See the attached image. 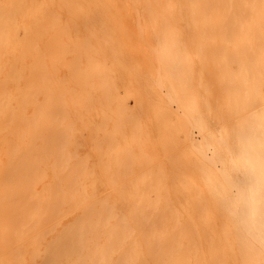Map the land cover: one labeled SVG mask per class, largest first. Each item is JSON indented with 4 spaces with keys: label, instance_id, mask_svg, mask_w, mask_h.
Wrapping results in <instances>:
<instances>
[{
    "label": "bare ground",
    "instance_id": "obj_1",
    "mask_svg": "<svg viewBox=\"0 0 264 264\" xmlns=\"http://www.w3.org/2000/svg\"><path fill=\"white\" fill-rule=\"evenodd\" d=\"M95 87L119 112L142 95L186 166L177 207L168 185L128 210L89 196L64 109L84 100L79 117L94 119ZM62 252L86 254L67 264H264V0H0V264Z\"/></svg>",
    "mask_w": 264,
    "mask_h": 264
},
{
    "label": "rangeland",
    "instance_id": "obj_2",
    "mask_svg": "<svg viewBox=\"0 0 264 264\" xmlns=\"http://www.w3.org/2000/svg\"><path fill=\"white\" fill-rule=\"evenodd\" d=\"M130 44H132V42H130ZM66 54H69L68 55L69 58H70V56H72V57L75 56V53L74 52L72 53V51H69ZM94 55L98 59V56L96 54H94ZM69 58H68V61H69ZM78 65H85L83 59H82L81 63ZM82 68H83V66H82ZM68 70H69V66H66L65 64L62 65V63H61V66L58 67V71L61 74L60 76L61 77L63 76V79L64 78L70 79V78H68L69 77L68 75L70 74ZM98 70L101 71L102 68L101 69L98 68ZM74 71H76L75 68H74ZM103 77L106 80L103 78H101V79H103L106 82L110 80L109 77H106V76H103ZM120 79H122L123 81H121ZM114 81L117 83V85H118L117 88L120 91L123 87L124 78L115 76ZM136 82L138 84L141 83L138 81H136ZM80 84H81V82H79L77 84H73V86H74V88L80 90L81 89ZM76 85H79V86H76ZM93 89L95 90L96 94L95 93L93 94L92 99L91 98L88 99V100H91L89 102H91L92 105H88L87 107L89 108L90 112L92 110L91 114L94 116V119H90L89 117H86L85 115H82L81 118L79 117V115H81V113H85L84 110H86V108H84V109L80 108V105H79L84 100H82V101L76 100L74 103L75 106L72 109L68 108V106H66V108L64 109V111L67 115H69V116L73 115L72 116L73 118L76 117L75 118L76 121L74 120L75 126L77 127L76 130H78L79 129L78 127H80V131L78 130L79 132L77 131L78 133H76L77 136L75 137V140L72 141L71 144L69 143V146H70V148L72 147L73 151L76 150L77 155L79 156V158H81V165L84 168L83 173L81 174L82 175L81 179H85L87 181L89 196L94 195L95 198H98V200H100V201L106 198L109 201V204L107 205V207L112 206L117 210H128V209H130V207L131 208L145 207L144 204H139V203L137 204L135 202V199L138 198L143 191H146V189H152L154 191L152 195H153V198L155 199L156 198V189H159L160 193H164V186L168 185L169 189H170V194H171L170 197H172V201L174 203L172 206H176V205L178 206V200L180 198H182L183 195H188L192 192L191 187L187 188L188 186H185V184H183V182H181V179H179L178 177L175 178V176H174V174L179 176L181 173H183L184 170L186 169L185 168L186 166L184 165V163L182 162L183 160L180 159L178 154L176 156L175 153H171L172 152L171 150H170V153H168L167 150H166V152L163 151L164 143L162 145L161 137H159L157 135L158 134L157 131H159V129H160L159 127L161 125H159L157 123V121L152 117L151 112H150L151 109L149 108V106H147V103L143 104V106H140V104L142 105V102H144L143 98L141 97L142 95L139 96V95L133 94V95H129L127 98H125L126 100L124 99L125 101L124 100L123 101L127 103V106L122 108L123 110L121 111L122 112L121 113L118 111L119 110L118 109L119 108L118 107V104H119L118 100H115L114 102H110V101H107L108 98L106 97V101H103L102 90L97 88V87H95ZM97 94L99 96L100 95L101 96L98 97V96H96ZM106 94L110 95L111 92L107 91ZM109 97H111V95ZM136 99H137V101H136ZM139 99H140V101H139ZM98 100H99V102H98ZM97 102H98V104H97ZM120 102H122V100ZM110 104H111V107L114 111L107 109L108 105H110ZM101 105L104 108H102L101 110L95 109V108H100ZM134 105L136 107H134ZM136 108H137V110H136ZM261 109L262 108H260V107L258 108V110H261ZM93 110H95V111H93ZM106 110H107V112H106ZM245 111H243V112H245ZM73 112H74V114H73ZM126 114L129 115V117ZM123 115L125 118L126 117L127 118L125 119L123 117ZM136 117H137V119H136ZM257 117L258 116H253V118H257ZM87 119L89 121L91 120V123H87L88 122ZM100 120L102 121V123ZM120 121H121V124H119ZM102 124H103V126H105L103 128L108 129V134L106 135V138H108L107 140H105L104 131H102V130H101L102 132L99 131L100 129H103V128H101ZM95 125H97V126H95ZM99 126H100V128H99ZM120 126H121V128H120ZM154 126H156V127H154ZM132 127L134 129H132ZM91 128H92V130H91ZM94 128H98V130H97L98 132L94 131L95 132L94 133L93 132ZM133 130L135 131V133ZM123 131L125 133H123ZM195 131L196 130H194L193 135L195 138L197 137V139H199V134L197 131L196 132ZM98 133H100V134H98ZM97 135L99 136V139H96V141L98 140V141H100V144L101 143L102 144L101 145L97 144V146L94 148V146H95V145H93L94 142L91 141L92 138H90V137H95ZM88 136H89V138H88ZM102 139H103V142H102ZM104 140H105V142H104ZM106 141H108V142H106ZM111 143H115L114 144L115 148H113L111 150V152H107V146ZM167 149H169V148H167ZM95 150H97V151H95ZM127 150H128V152H127ZM134 151H135V153H134ZM137 153H139V154L136 155ZM173 154L175 155V157ZM127 156H129L128 159L125 158ZM111 159H112V161H111ZM94 162H95V164H94ZM103 162H106V163L104 164ZM177 163H179V164H177ZM110 168H112V169H110ZM181 168H183V169H181ZM91 169H92V171H91ZM102 169H104V170H102ZM89 171H91L90 174H88ZM147 171H149L148 175H146ZM97 172H98V174H97ZM137 173H139V174H137ZM106 175H107V177H106ZM125 175H126V177H125ZM93 178H94V180H92ZM114 178H115L116 182H117V180L119 182L116 183L114 181ZM121 179H123V180H121ZM118 183H119V186H118ZM131 184H133V186ZM170 184L171 185L173 184L175 186V189H171ZM113 187H116V188H113ZM125 187H126V189H125ZM139 187H140V189H139ZM117 188L119 189V191ZM123 188L125 189V191ZM180 190H181V192H180ZM102 192H104V193H102ZM100 193L102 195H100ZM105 194H106V196H105ZM159 201L160 202L162 201V196H160ZM132 203H133V205H132ZM98 206H101V205H98ZM161 206H163V204L159 203V207H161ZM102 207H106V205L102 206ZM45 245L46 244L43 243L40 246H42L44 248ZM64 253L65 252H62L60 254V257H59V260H60L59 263L61 262L60 264H67V262L70 259H73V261H77V258H78L77 255H79V254H77L76 252L73 254H69L68 252H66L67 255ZM102 254H103V252H102ZM85 255L86 254H81V255H79V257L80 256L84 257ZM112 256L114 257L115 260H117L119 257V254L114 252L112 254ZM48 258L49 257H47L46 260L49 264L51 261L49 262ZM43 259H45L44 256L30 255L28 253L22 257L21 262L23 264H47V262H45V260H43ZM50 259L52 260V258H50ZM107 263L111 264L110 261H108Z\"/></svg>",
    "mask_w": 264,
    "mask_h": 264
}]
</instances>
